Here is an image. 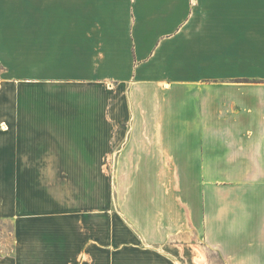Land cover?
<instances>
[{
  "label": "crops",
  "instance_id": "obj_1",
  "mask_svg": "<svg viewBox=\"0 0 264 264\" xmlns=\"http://www.w3.org/2000/svg\"><path fill=\"white\" fill-rule=\"evenodd\" d=\"M0 86V165L172 181L151 223L21 197L0 264H264V0H0Z\"/></svg>",
  "mask_w": 264,
  "mask_h": 264
},
{
  "label": "rangeland",
  "instance_id": "obj_2",
  "mask_svg": "<svg viewBox=\"0 0 264 264\" xmlns=\"http://www.w3.org/2000/svg\"><path fill=\"white\" fill-rule=\"evenodd\" d=\"M12 89V86H6V95ZM1 124L2 122L0 128ZM163 172V167L160 166L107 165L98 169L0 165V229L4 226L0 238L9 232L14 216L19 214L14 209L20 198L26 199L28 196H35L40 200V205L51 196L54 205H60L63 198L66 204L73 206H117L126 209L134 221L140 222L143 216V223L156 222L160 215L162 218L168 216L171 220L172 213L160 214V206H171L172 199V181L160 180V173ZM29 176L33 177L31 181H24ZM44 178L49 180H43ZM141 210L144 211L142 215ZM195 249L203 259V263H200L196 258L195 264H206L199 246H195ZM209 258L210 264H220L214 254L209 253Z\"/></svg>",
  "mask_w": 264,
  "mask_h": 264
}]
</instances>
